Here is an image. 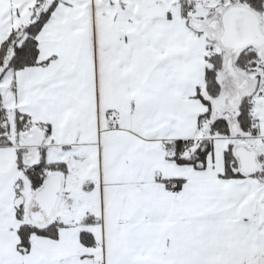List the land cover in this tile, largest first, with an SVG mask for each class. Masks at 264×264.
Returning a JSON list of instances; mask_svg holds the SVG:
<instances>
[{"label": "snow or ice", "instance_id": "snow-or-ice-1", "mask_svg": "<svg viewBox=\"0 0 264 264\" xmlns=\"http://www.w3.org/2000/svg\"><path fill=\"white\" fill-rule=\"evenodd\" d=\"M0 264H264V0H0Z\"/></svg>", "mask_w": 264, "mask_h": 264}]
</instances>
